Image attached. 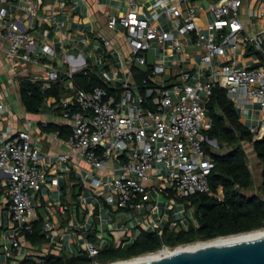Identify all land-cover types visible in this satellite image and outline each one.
I'll return each mask as SVG.
<instances>
[{
    "label": "built area",
    "instance_id": "2783aa9c",
    "mask_svg": "<svg viewBox=\"0 0 264 264\" xmlns=\"http://www.w3.org/2000/svg\"><path fill=\"white\" fill-rule=\"evenodd\" d=\"M45 3L46 0H0V48L7 46L13 70L24 63H36L44 68L48 82L57 81L61 75L67 77L65 88L71 94L63 96L58 104L68 122V150L59 152L57 159L67 164V170L79 180L83 190L78 196L79 204L89 206L83 195L88 190L92 202H104L138 216L134 228L161 235V216L155 214L163 211L165 204L175 207L184 201L186 207L190 205L186 198L211 194L208 176L215 161L206 145L216 150L218 143L206 135L212 126L206 103L216 86L226 90L241 117L252 118L249 128L255 137L264 135V65L242 67L217 61L239 43L264 54V27L239 38L245 31L242 10L246 0H208L206 9L198 0H154L150 17L137 8V0H128V12L107 21L109 30L124 32L129 48L127 70L123 75L118 70L111 75L105 69L81 65L79 71H95L114 89L110 92L95 87L87 91L74 81L78 71L72 69L77 60L72 54L61 50V62L68 64L69 70L54 65L50 59L56 56V48L48 34L50 30L62 31L65 21L58 20L57 12L66 1L53 0L49 10ZM201 11L211 14L212 20L206 25L200 22ZM246 13L249 21H255L264 16V8L248 7ZM38 20L46 25L42 38L32 34ZM164 21L172 26L165 28ZM102 43L111 46L108 38L103 37ZM191 48L193 52L188 50ZM192 56L198 57L197 65L183 67L182 63ZM169 62L181 67L179 74L165 76ZM1 90L0 86V93ZM5 110L6 104L0 100V118ZM30 124L28 120L27 127L16 132L7 128L0 138V193L7 200L8 211V226L2 227L0 245L4 259L71 256L78 250L95 257L108 245L76 241L74 246L71 241L65 242L68 238L74 240L76 231L73 219L68 218L67 204L61 201L62 192L59 199L45 205L43 224L39 231L36 228V222L41 220L38 194L44 188L52 190L60 185L57 177L48 176L50 159L43 160L40 147L30 144ZM78 157L89 165L85 172L76 164ZM55 208L60 219L68 218L70 225L53 220ZM184 213L185 210L179 214ZM182 218L174 219L173 224L182 222ZM37 234L47 240L40 246L30 241L29 235ZM132 241L118 240L117 247ZM176 247L164 245L146 254ZM117 261L123 260L94 264Z\"/></svg>",
    "mask_w": 264,
    "mask_h": 264
},
{
    "label": "crops",
    "instance_id": "0c3cea01",
    "mask_svg": "<svg viewBox=\"0 0 264 264\" xmlns=\"http://www.w3.org/2000/svg\"><path fill=\"white\" fill-rule=\"evenodd\" d=\"M65 1V7L59 8L57 12L58 20L65 21L62 31L50 30L48 34L49 41L56 48V56L50 58L53 64L66 70L70 69L69 65L62 63L60 59L61 50L64 48L66 52L72 54L77 59L72 67L75 71H79L81 65H85L95 70H98V68L105 69L111 75H114V71L118 70L123 75L125 70H127L125 60L129 56V48L123 30H109L107 28V21L112 16L118 17L121 14L127 13L129 10L128 0ZM153 1L137 0V8L145 13L147 17H150ZM52 2L53 0H46L45 8L47 10H49L48 5ZM198 2L205 9L208 6V0H198ZM248 7L264 8V0H246V4L242 10L245 31L239 34V38H242L246 33L253 34L264 27V16L255 21L247 19L246 12ZM199 19L203 25H206L207 22L212 20V17L209 12L201 11L199 12ZM171 26L170 23L164 21L165 28H170ZM45 27L46 25L38 20L37 27L32 31V34L42 38L41 31ZM103 37L110 40V47L103 45ZM6 47L3 44V48H0V86L2 89L0 100H3L6 104L5 113L0 118V138L7 128H11L12 132H16L17 130L26 128L27 121L30 120V144L40 147L43 160L48 161L50 159L52 167L48 170V176L50 178L57 177L60 185L59 187H54L52 190L44 188L38 194L37 197L41 202V206L38 207L41 220L35 224L37 230L39 231L43 224L42 216L45 215V205L59 199V192H62L61 201L67 204L68 218L70 220L73 219L76 231L75 239L70 240L68 238L65 240L66 243H70L71 241L74 246L76 241L77 243L90 241L97 245L100 243L107 244L108 246L102 248V251L110 247L124 248L117 247L118 240L133 239V243L141 232L144 231L142 227L134 228V225L137 223L136 217L138 216L124 210L114 209L104 202H92V193L88 190L83 195L87 199L89 206L84 208L79 204L78 196L83 193L79 180L73 172L67 170V164L59 163L57 159L59 152L68 150L65 142L68 133H61V130H54L49 127L50 124L68 127V122L62 117L59 102L54 97H49L38 112H29L20 96V81L22 78L31 77L44 81L45 84L49 83L45 78L44 68L36 63H24L17 70H13V63L6 55ZM188 50L194 51L193 48ZM176 58L179 59L180 55H176ZM217 61L233 63L235 66L242 67L259 66L264 65V54L254 53L244 46V44L239 43L235 50L228 51L224 57L219 58ZM197 62V56L188 57L186 63H182V66L194 67L197 65ZM166 66V77L179 74L181 67L173 66L171 62L167 63ZM134 73L137 74V71H134ZM66 84L67 82L65 86ZM70 94L68 90L65 92V96ZM257 112L260 113L259 110ZM241 121L248 126L253 124L251 117H241ZM76 164L80 166V170L83 172L89 168V165L82 157L76 159ZM183 203L180 202L175 207L171 204H165L163 211L155 214L156 217L161 216L163 232L164 230L171 231L177 226L186 227L188 225L189 220L186 217L191 216V214L189 213V206L185 207V202L183 201ZM6 204L7 200L0 193V245L3 243L2 227L8 226ZM54 210L53 220L55 222L62 220V225H70V221L67 220L68 218L66 220L60 219L61 217L56 212L57 209L55 208ZM183 210H185V213L181 214L183 221L174 225V219H179L181 216L179 213ZM38 235L41 237L40 240L30 241L34 245L38 244L40 246V244L47 240L41 234ZM0 248L2 249L1 246ZM2 252H0V261L4 262L5 259Z\"/></svg>",
    "mask_w": 264,
    "mask_h": 264
},
{
    "label": "trees",
    "instance_id": "16d2710c",
    "mask_svg": "<svg viewBox=\"0 0 264 264\" xmlns=\"http://www.w3.org/2000/svg\"><path fill=\"white\" fill-rule=\"evenodd\" d=\"M74 81L77 87L87 91L95 87L114 91L95 71L88 69L76 72ZM66 82L65 75L48 84L31 77L22 78L20 96L27 111L38 112L49 97H54L59 102L67 91ZM206 108L212 124L206 135L209 139L217 141L218 148L212 150L206 145L207 151L215 161V166L208 176L211 194L200 193L185 199L189 201V207H194V219L189 222L188 230L164 231L161 235L157 232L142 231L133 243L124 248L110 247L109 250H103L98 255L100 259L126 260L157 251L163 245L175 247L264 229V197L260 193H248V190L253 188L255 179L248 162V154L242 145V142L252 144L261 164V183L258 191L264 195V135L259 139L255 137L249 126L241 121L240 112L227 97L226 90L219 86L213 89ZM49 127L69 134L66 126L50 124ZM29 237L31 240L41 239L38 234ZM19 264L91 263L83 257L50 254L44 257L41 263L23 260Z\"/></svg>",
    "mask_w": 264,
    "mask_h": 264
},
{
    "label": "water",
    "instance_id": "95a60500",
    "mask_svg": "<svg viewBox=\"0 0 264 264\" xmlns=\"http://www.w3.org/2000/svg\"><path fill=\"white\" fill-rule=\"evenodd\" d=\"M125 264H264V233Z\"/></svg>",
    "mask_w": 264,
    "mask_h": 264
},
{
    "label": "bare ground",
    "instance_id": "6f19581e",
    "mask_svg": "<svg viewBox=\"0 0 264 264\" xmlns=\"http://www.w3.org/2000/svg\"><path fill=\"white\" fill-rule=\"evenodd\" d=\"M264 233V229L261 230H257V231H253V232H248V233H242V234H237V235H231V236H226V237H219V238H215L213 240H208V241H198L196 243L193 244H186L181 245L177 248L174 249H170V248H164L158 252H155L153 254H145V255H141L140 257L138 256L137 258L134 259H130V260H124V261H117L114 262L112 264H125V263H130V262H135V261H142V260H146V259H152V258H156V257H160L163 255L164 250L166 252V254H171V253H178V252H184V251H190V250H194V249H198V248H202V247H207V246H212V245H216V244H221V243H226V242H230V241H235V240H239V239H243V238H247V237H251V236H255V235H259Z\"/></svg>",
    "mask_w": 264,
    "mask_h": 264
},
{
    "label": "rangeland",
    "instance_id": "374dc122",
    "mask_svg": "<svg viewBox=\"0 0 264 264\" xmlns=\"http://www.w3.org/2000/svg\"><path fill=\"white\" fill-rule=\"evenodd\" d=\"M12 99V97H11ZM210 118V116H208ZM256 125V124H255ZM257 126V125H256ZM242 145L244 147V149L246 150L247 154H248V162H249V165H250V168L252 170V173L254 175V179H255V183H254V186L252 189L248 190V193L249 194H252V193H260L263 197L264 195L258 191V186L259 184L261 183V170H262V167H261V164L253 150V146L252 144H249L247 142H242ZM163 200H165V197H162ZM183 206V205H182ZM184 209V207H183ZM190 214L192 213L191 210L189 212ZM193 244V243H191ZM186 245V244H185ZM184 245V246H185ZM164 246V245H163ZM170 247H173V246H170ZM143 256V255H142ZM140 257V256H139ZM134 258H137V257H133V258H130V259H134ZM130 259H127V260H130ZM117 260H123L121 258H118ZM124 261V260H123ZM96 262H99V263H102V262H111V260H102L100 259L98 256L96 258H94V260H92L90 263L91 264H94Z\"/></svg>",
    "mask_w": 264,
    "mask_h": 264
},
{
    "label": "flooded vegetation",
    "instance_id": "af4514ba",
    "mask_svg": "<svg viewBox=\"0 0 264 264\" xmlns=\"http://www.w3.org/2000/svg\"><path fill=\"white\" fill-rule=\"evenodd\" d=\"M188 209H189V211L191 210V216H187L186 217V219L187 220H189V222L191 221V220H193L194 219V207H188ZM188 225H189V223H188ZM186 226V227H179V226H177V227H174V229H172L171 231H181V230H188V227L189 226ZM164 231H166V230H164ZM168 231V230H167ZM153 232V231H152ZM156 232V231H155ZM158 233V232H157ZM159 234V233H158ZM126 246V245H125ZM125 246H123V247H125ZM121 247V246H120ZM39 251L41 250V248L40 249H38ZM109 250V249H108ZM2 251V249L0 248V252ZM101 252H102V250L95 256V257H90L89 255H88V253H86V252H80L79 250L78 251H76V253H74V254H72L71 255V257H75V258H81V257H83V258H87L90 262L92 261V260H94V258H96L98 255H100L101 254ZM23 260H28V261H33V262H36V263H41V262H43L44 261V258H41V257H39L38 255H35V256H30V257H25V258H17V257H9L6 261H4V262H1L0 261V264H19L21 261H23Z\"/></svg>",
    "mask_w": 264,
    "mask_h": 264
}]
</instances>
